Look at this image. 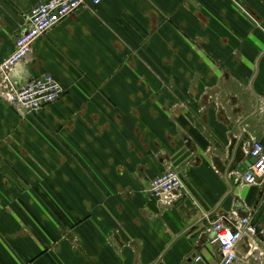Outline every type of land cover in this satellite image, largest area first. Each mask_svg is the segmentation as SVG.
<instances>
[{"label": "crops", "instance_id": "crops-1", "mask_svg": "<svg viewBox=\"0 0 264 264\" xmlns=\"http://www.w3.org/2000/svg\"><path fill=\"white\" fill-rule=\"evenodd\" d=\"M41 1L0 0V63ZM20 64L63 92L0 96V264H216L225 216L257 226L234 264H264V183L235 181L264 145V0H85Z\"/></svg>", "mask_w": 264, "mask_h": 264}, {"label": "built area", "instance_id": "built-area-1", "mask_svg": "<svg viewBox=\"0 0 264 264\" xmlns=\"http://www.w3.org/2000/svg\"><path fill=\"white\" fill-rule=\"evenodd\" d=\"M85 0H44L34 5L26 15V26L15 38L12 52L0 63V96L27 112H34L58 100L62 86L51 75L30 77L22 85L10 81L8 74L15 65L23 62L31 51L33 41L53 25L78 9ZM98 4L102 0H90ZM264 105V89L261 95ZM248 154L253 162L235 178L243 185L264 183V145L255 138L250 139ZM186 186L179 173L167 168L150 180L146 192L150 199L161 204L170 203ZM211 242L218 245L220 259L216 264H234L238 258L237 244L243 234H255L257 226L249 217L223 219L212 223ZM199 258V257H198Z\"/></svg>", "mask_w": 264, "mask_h": 264}, {"label": "water", "instance_id": "water-1", "mask_svg": "<svg viewBox=\"0 0 264 264\" xmlns=\"http://www.w3.org/2000/svg\"><path fill=\"white\" fill-rule=\"evenodd\" d=\"M10 81L15 82L19 85H22L25 81L30 79V72L26 69H23L21 64H17L8 74ZM253 158L250 159V162H253Z\"/></svg>", "mask_w": 264, "mask_h": 264}, {"label": "rangeland", "instance_id": "rangeland-1", "mask_svg": "<svg viewBox=\"0 0 264 264\" xmlns=\"http://www.w3.org/2000/svg\"><path fill=\"white\" fill-rule=\"evenodd\" d=\"M35 113L33 112V113H31L30 115H34ZM21 118V117H20Z\"/></svg>", "mask_w": 264, "mask_h": 264}]
</instances>
